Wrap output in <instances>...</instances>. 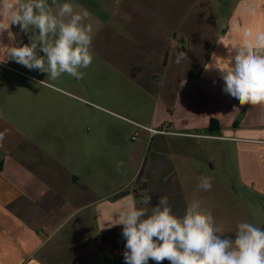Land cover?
Wrapping results in <instances>:
<instances>
[{"label": "crops", "instance_id": "crops-1", "mask_svg": "<svg viewBox=\"0 0 264 264\" xmlns=\"http://www.w3.org/2000/svg\"><path fill=\"white\" fill-rule=\"evenodd\" d=\"M59 2L89 13L85 22L99 37L90 50L100 62L101 85L110 84L119 98V111L103 108L141 134L142 142L127 152L114 145L118 158L98 162L122 161L133 171L121 187L103 194L102 184L89 186L85 176L86 129H60L59 115L65 114L55 113L43 117L55 127H18L0 112V264H125L123 226L107 225L129 197L149 214L167 197L178 217L197 200L233 240L240 222L264 229V106H241L223 91L219 71L204 68L213 52L228 56L224 44L242 43L244 28L264 31V0ZM112 15L116 26L108 27ZM11 30L12 43H31L19 26ZM7 39L5 33V45ZM178 52L187 55L179 63ZM84 81L91 83L87 76ZM212 120L219 124L216 132L209 129ZM131 122L168 124L170 133L151 136ZM71 151L80 152L78 160ZM202 176L211 178V190L197 188Z\"/></svg>", "mask_w": 264, "mask_h": 264}, {"label": "clouds", "instance_id": "clouds-1", "mask_svg": "<svg viewBox=\"0 0 264 264\" xmlns=\"http://www.w3.org/2000/svg\"><path fill=\"white\" fill-rule=\"evenodd\" d=\"M88 16L87 11H75L70 2L51 0L50 5L47 0H0V64L12 60L29 70L47 73L52 80L65 73L82 79L84 73L80 69L88 68L93 60L90 50L93 28L85 22ZM13 25L22 32L36 30L38 38L17 46L12 43L16 40ZM242 31V43L222 42L228 56L213 52L212 62L204 68L219 71L223 91L241 106H264V31L255 34L248 28ZM5 33L8 45L3 43ZM38 48L44 55H38ZM186 57L185 52H178L176 62ZM185 83L182 80L180 86ZM122 167L123 162H118L117 171ZM197 188L211 190V178L200 177ZM128 199L124 210L107 225L123 226L125 264H148L149 260L156 264L165 260L170 264H264V229L252 223H238L233 240L223 235L213 215L202 210L197 200L191 201L185 214L178 217L172 213L167 197H160L150 214L147 208H137L131 197ZM149 202L148 196L144 203Z\"/></svg>", "mask_w": 264, "mask_h": 264}, {"label": "rangeland", "instance_id": "rangeland-1", "mask_svg": "<svg viewBox=\"0 0 264 264\" xmlns=\"http://www.w3.org/2000/svg\"><path fill=\"white\" fill-rule=\"evenodd\" d=\"M109 12L107 10L103 17L109 16ZM116 18L113 15L107 18V26H116ZM27 34L26 38H38V32L34 29H30ZM97 40L99 37L93 36L92 42ZM6 41L10 43L8 39ZM37 52L38 55H44L39 48ZM7 63L11 67L0 66V112L7 122L18 127L48 129L57 126L56 122L53 124L51 119L43 117H47L48 113L65 114L59 115L64 118L61 121L62 126H58L60 129H86L84 133L89 150L86 153L88 167L85 176L89 186L102 184L101 191L106 194L109 189L121 187L132 177L133 171L126 163H123L120 171H117V165L98 166L101 159L107 162L118 158L117 154L110 150L114 145H121L127 152L136 148L142 138L139 134L136 140H132L136 132L125 121L105 110L108 108L119 111L115 105L119 98L110 84L101 85L100 71L97 70L100 62L95 60L94 56L88 68L80 69L84 73L82 79L65 73L57 80H52L47 73L36 69L29 70L12 60ZM86 76L91 80L89 85L84 81ZM44 145H47V142ZM79 154L80 152H70L73 160H78ZM81 154L83 158L84 152ZM71 168L80 178L77 169Z\"/></svg>", "mask_w": 264, "mask_h": 264}, {"label": "built area", "instance_id": "built-area-1", "mask_svg": "<svg viewBox=\"0 0 264 264\" xmlns=\"http://www.w3.org/2000/svg\"><path fill=\"white\" fill-rule=\"evenodd\" d=\"M131 123H133L134 125H136L138 128L142 130L148 131L151 134V136L156 135V134H169L170 133L168 124H165L161 128H150V127L144 126L136 122H131ZM138 136H139V133L136 132L134 136L132 137V140H136Z\"/></svg>", "mask_w": 264, "mask_h": 264}, {"label": "trees", "instance_id": "trees-1", "mask_svg": "<svg viewBox=\"0 0 264 264\" xmlns=\"http://www.w3.org/2000/svg\"><path fill=\"white\" fill-rule=\"evenodd\" d=\"M209 129L212 132L218 131L220 129L218 122L216 120H212ZM145 189H146V183H143L142 190H145ZM125 193H123V194H125Z\"/></svg>", "mask_w": 264, "mask_h": 264}]
</instances>
